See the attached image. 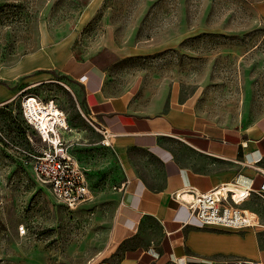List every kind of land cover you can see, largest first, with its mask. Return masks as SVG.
I'll return each instance as SVG.
<instances>
[{
    "label": "rangeland",
    "instance_id": "obj_1",
    "mask_svg": "<svg viewBox=\"0 0 264 264\" xmlns=\"http://www.w3.org/2000/svg\"><path fill=\"white\" fill-rule=\"evenodd\" d=\"M98 51L138 113L164 112L173 83L207 122L264 113V0H0V264H113L123 168L68 83ZM34 96L60 108L65 145L87 175L92 197L76 208L21 164L31 126L20 103Z\"/></svg>",
    "mask_w": 264,
    "mask_h": 264
},
{
    "label": "crops",
    "instance_id": "obj_2",
    "mask_svg": "<svg viewBox=\"0 0 264 264\" xmlns=\"http://www.w3.org/2000/svg\"><path fill=\"white\" fill-rule=\"evenodd\" d=\"M100 53L70 68L68 83L89 121L112 134L123 168L113 264H264V113L238 126L207 122L194 110L195 95L175 83L164 112L138 113L131 89L117 90L94 59ZM21 162L32 170L24 155ZM222 183L252 189L240 207L256 215V226H202L171 197L184 187L207 191Z\"/></svg>",
    "mask_w": 264,
    "mask_h": 264
},
{
    "label": "built area",
    "instance_id": "obj_3",
    "mask_svg": "<svg viewBox=\"0 0 264 264\" xmlns=\"http://www.w3.org/2000/svg\"><path fill=\"white\" fill-rule=\"evenodd\" d=\"M34 97L43 102L37 96ZM20 104L22 118L31 126L26 131V138L21 140V143L26 146L22 152L26 161L31 164L35 179L46 185L53 197L69 208H76L90 200L92 190L87 175L65 145L61 127H56V131H50V136H47L48 131H43L35 124V120L31 117V112L25 104V98ZM80 113L89 121L86 115ZM59 114L62 117V114ZM34 115L37 117V114L34 113ZM91 124L95 128L98 127L97 129L107 140L106 143L109 144L112 134L106 128ZM4 140L7 141L6 138ZM7 142L12 145L11 142ZM229 184L231 183H222L207 191H201L195 187H184L174 191L171 197L177 203L187 207L191 215L202 226L230 230L256 226V215L252 211L240 207V203L250 196L252 189L240 185L245 188L246 193L239 196L235 195L234 190L228 186ZM237 262L260 264L246 260Z\"/></svg>",
    "mask_w": 264,
    "mask_h": 264
},
{
    "label": "bare ground",
    "instance_id": "obj_4",
    "mask_svg": "<svg viewBox=\"0 0 264 264\" xmlns=\"http://www.w3.org/2000/svg\"><path fill=\"white\" fill-rule=\"evenodd\" d=\"M25 104L31 112V117L35 120V124L39 126L43 131H48L47 136H50V131L55 132L56 127H66V122L63 117L60 116V109L55 105L53 100H49L47 103L40 102L35 98L28 97L25 99ZM37 114V117L34 115ZM230 188L234 190L235 195H243L246 193L244 187L229 184ZM244 201V200H243Z\"/></svg>",
    "mask_w": 264,
    "mask_h": 264
}]
</instances>
